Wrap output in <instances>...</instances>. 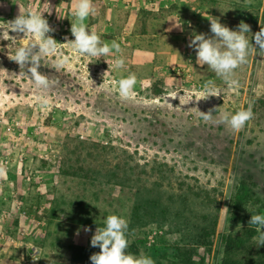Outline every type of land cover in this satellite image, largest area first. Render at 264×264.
I'll use <instances>...</instances> for the list:
<instances>
[{
  "label": "rangeland",
  "instance_id": "obj_1",
  "mask_svg": "<svg viewBox=\"0 0 264 264\" xmlns=\"http://www.w3.org/2000/svg\"><path fill=\"white\" fill-rule=\"evenodd\" d=\"M76 3L0 0V24L42 13L55 29L50 35L67 43L74 40ZM93 5L96 15L85 23L102 41L120 44L122 69L113 68L112 56L86 59L63 45L64 68L40 57L39 71L54 81L41 93L0 53L7 235L30 244L22 254L33 264H91L100 251L91 238L115 214L128 222L126 251L155 264H264V246L249 224L251 215L264 214V53L252 39L264 28V0ZM211 17L231 30L241 21L250 25L256 51L235 70L238 89L198 65L189 47L193 34L213 35ZM130 73L137 77L135 95L124 100L115 82ZM207 81L222 91L201 96ZM248 107L253 118L243 128L216 123ZM196 109L213 119L203 120ZM227 245L233 250L226 253Z\"/></svg>",
  "mask_w": 264,
  "mask_h": 264
},
{
  "label": "clouds",
  "instance_id": "obj_2",
  "mask_svg": "<svg viewBox=\"0 0 264 264\" xmlns=\"http://www.w3.org/2000/svg\"><path fill=\"white\" fill-rule=\"evenodd\" d=\"M49 14L50 9H49ZM96 15L93 0H77L71 23V35L74 40L67 43L57 42L51 35L55 29L50 27L49 22L42 13H20L13 20L0 24V42L7 41L6 45H0V53L6 54L8 58L15 62L19 68L20 77H27L35 86L38 92L49 89L54 81H50L47 75L39 71L40 57H54L53 65L57 69H62L69 64V56L62 50L63 45L71 48L73 56L86 59L102 56H112L113 68L122 69L125 60L120 56L121 46L116 41L104 42L101 37L89 29L85 21L90 16ZM210 32L193 34L189 42V47L196 52V63L207 65L220 77L227 89L235 90L239 87V81L235 78V70L247 62L249 55L256 51L253 43H250V25L241 21L237 25V30H231L222 24L219 19L210 18ZM180 24L177 26L179 27ZM14 33L15 35H10ZM67 39V38H66ZM255 46L264 53V28L252 37ZM116 91L121 99L128 100L135 95L137 77L135 74L120 78L115 82ZM222 89L216 87L213 81H207L200 95L208 98L216 96ZM38 99L46 102V97L38 96ZM197 110V109H196ZM203 120L213 119L211 112L202 113L197 110ZM253 118L251 107L239 110L235 113H223L221 119L216 123H226L233 130L243 128L247 121ZM5 169L0 167V174ZM249 224L256 227L258 235L254 237L260 246H264V214L251 215ZM104 227L96 228L91 238L92 247H98L100 251L90 256L91 264H155L154 259L149 255L134 256L126 251L129 246L127 239L128 222L118 215H109L104 219ZM90 229H85L89 231ZM33 261L39 260V252Z\"/></svg>",
  "mask_w": 264,
  "mask_h": 264
},
{
  "label": "crops",
  "instance_id": "obj_3",
  "mask_svg": "<svg viewBox=\"0 0 264 264\" xmlns=\"http://www.w3.org/2000/svg\"><path fill=\"white\" fill-rule=\"evenodd\" d=\"M5 186H10V184L8 182L6 184L0 182V214L8 215L7 209H9L8 204L11 203V197H8L9 195L5 190ZM12 202L14 203L15 200H12ZM15 211L13 212H15L17 217H22L21 213L19 214L17 210ZM4 225H6L5 221H0V264H23L24 262V264H33L32 260H25L22 254L23 250H26L27 253L31 252L28 247L30 244L22 240L19 235L16 237L8 236V232L3 227Z\"/></svg>",
  "mask_w": 264,
  "mask_h": 264
},
{
  "label": "trees",
  "instance_id": "obj_4",
  "mask_svg": "<svg viewBox=\"0 0 264 264\" xmlns=\"http://www.w3.org/2000/svg\"><path fill=\"white\" fill-rule=\"evenodd\" d=\"M240 244H241V241H239V243H238V246H240ZM233 249H232V247L231 246H226L225 247V252L227 253V252H229V251H232Z\"/></svg>",
  "mask_w": 264,
  "mask_h": 264
},
{
  "label": "built area",
  "instance_id": "obj_5",
  "mask_svg": "<svg viewBox=\"0 0 264 264\" xmlns=\"http://www.w3.org/2000/svg\"><path fill=\"white\" fill-rule=\"evenodd\" d=\"M50 35V33L48 34ZM20 205V203H18ZM7 218L5 214H0V221H4Z\"/></svg>",
  "mask_w": 264,
  "mask_h": 264
}]
</instances>
